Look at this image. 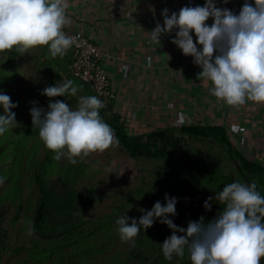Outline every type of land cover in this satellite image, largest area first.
<instances>
[{
  "label": "clouds",
  "instance_id": "clouds-1",
  "mask_svg": "<svg viewBox=\"0 0 264 264\" xmlns=\"http://www.w3.org/2000/svg\"><path fill=\"white\" fill-rule=\"evenodd\" d=\"M227 4L228 0H222ZM67 0H0V52L15 48L24 54L29 49L47 46L51 57H64L75 43L64 28L70 24ZM163 25L150 32L152 43L160 46V37L175 31L173 43L183 55L191 56L199 66V76L210 82L208 91L228 106L238 107L252 101L264 103V0H244L238 14L218 7L216 0H204L203 6H183L170 15L161 12ZM212 19L211 25L206 21ZM195 37V43L194 39ZM199 46V47H198ZM80 86L67 80L42 90V95L76 96ZM30 108L31 123L38 128L44 146L59 160L92 152H103L118 143L114 130L100 116L103 101L95 95H81L76 108L62 100L49 101L47 110ZM17 103L0 91V136L17 126ZM5 181L0 176V185ZM209 197L204 202L211 209ZM224 205L211 220L203 216L179 227L169 216H176V197L165 194L164 204L156 201L151 210L136 218L125 214L116 220L123 242L134 244L141 231L154 221L172 230L161 246L166 260L183 258L190 264H261L264 259V196L257 183L234 181L215 193Z\"/></svg>",
  "mask_w": 264,
  "mask_h": 264
},
{
  "label": "rangeland",
  "instance_id": "rangeland-1",
  "mask_svg": "<svg viewBox=\"0 0 264 264\" xmlns=\"http://www.w3.org/2000/svg\"><path fill=\"white\" fill-rule=\"evenodd\" d=\"M12 50L15 48L0 52V91L4 93H13L19 86L14 84V74L10 72L16 64H12L13 67L9 69V65L4 62L7 57L15 55L10 53ZM28 80L37 83L32 77ZM10 98L17 103V107L12 109L16 114L17 126L0 136V176L5 177L4 183L0 185V199L4 205L0 208L3 244L0 249V264H140L142 258L146 261L144 264H148L147 261L154 259L159 245L172 234V230L157 219L151 227L141 229L132 244L120 240L116 220L124 214L138 220L144 212L151 210L156 201L164 204L165 186L159 180L164 163L151 158L136 162L111 146L103 152L76 157L75 164L70 163L66 155L57 160L40 140L38 128L31 124L30 108L34 106L33 102L15 95ZM42 103L43 101L36 102L35 106L46 111L49 102ZM69 105L76 108L73 104ZM102 116L107 118L103 112ZM35 143L39 144L36 150L33 149ZM196 144L198 145H194V150L197 149L198 152L193 150V144L190 146L195 152L194 156H189L192 163L202 164L206 174L219 178L220 183L215 184V187L231 183V169L222 166L219 159L214 161L212 151L215 154V150L206 144ZM50 169H55L53 178L62 179L67 191L70 188L75 190L71 195L73 204H78L76 214L85 219L91 217L95 222L107 220L105 227L108 229L99 226L92 241L82 243V247L76 248L60 239H44L32 231L31 219L38 192L35 177L37 174L49 173ZM13 183H19L17 192L19 195L23 194L21 202L24 206L16 220L12 219V215L19 195L13 198L8 194ZM209 192L207 194H211ZM102 221L97 223L102 224ZM106 234L110 236L104 237ZM134 246L136 254L133 258H128ZM76 249H82V252L79 253ZM163 257L161 253V258L156 259L157 264H164ZM175 258L177 264L189 261L187 253L181 260Z\"/></svg>",
  "mask_w": 264,
  "mask_h": 264
},
{
  "label": "crops",
  "instance_id": "crops-1",
  "mask_svg": "<svg viewBox=\"0 0 264 264\" xmlns=\"http://www.w3.org/2000/svg\"><path fill=\"white\" fill-rule=\"evenodd\" d=\"M67 2L71 22L65 28L86 36L99 48L100 62L115 92L104 116L117 119L128 134L139 136L197 122L220 125L230 119L242 123V154L263 168L254 178L264 193V103L228 106L210 94V82L192 77L199 76L200 68L171 43L175 31L162 35L160 46L150 40L148 31L157 23L163 25V9L170 15L186 5L203 6L204 0ZM230 2L240 8L244 0H228L227 4L216 0V5L231 10ZM206 23L211 25L212 19ZM229 135L239 145L238 136Z\"/></svg>",
  "mask_w": 264,
  "mask_h": 264
},
{
  "label": "trees",
  "instance_id": "trees-1",
  "mask_svg": "<svg viewBox=\"0 0 264 264\" xmlns=\"http://www.w3.org/2000/svg\"><path fill=\"white\" fill-rule=\"evenodd\" d=\"M10 53L15 55L7 57L4 62L9 65V69L13 67L12 64H16V67L11 69L10 72L14 74V84L17 83L19 86L15 92L10 93L7 91L3 92L4 94L10 97L15 95L32 102L43 101L42 104H46L45 101L63 99V101L65 100L66 103L73 104L75 107L78 104L79 96L86 95V93L94 95L87 82L73 75L71 71L72 56L69 50L62 58L51 57L46 46L29 49L24 54L19 53L16 49L10 51ZM19 62L22 64L19 65ZM68 64L70 67H68ZM29 77H32L37 83L29 82ZM67 80H72L76 85L80 86L76 96L66 95L67 99H64L65 96L49 98L41 94L45 87L55 83H63ZM102 112L100 110V116L111 126L118 140V143L111 146L112 148L119 149L136 162L138 160L143 162L144 159L151 158L164 163L159 180L165 186L163 190L166 194L169 197L177 198L175 207L178 215L172 220L179 227L183 224L187 227L188 221H195L201 216L205 218V221L211 220L224 207L223 204L214 199L215 193L223 187H215V184L220 183L219 178H216L213 174H206V169H204L202 164L195 165L192 163V159L189 158V156H194L195 152H198L197 149L194 150V145H198L196 143L206 144L215 150V154L212 151L215 156L214 161L219 159V163L222 166H227L231 169V182H255L254 176L263 171L259 164L244 157L242 150L231 141L228 130L222 125L197 122L139 136L128 134L123 123L115 118L104 119ZM192 144L194 153L190 149ZM38 145V143H35L33 149L36 150ZM54 171L55 169H50L49 173L37 174L35 177V185L38 192L31 219L32 231L35 235L44 239H60L66 244L75 245L76 248L82 247V243L92 241L99 226L102 225V227L106 228L107 220H97L95 222L91 217L85 219L76 214L78 204H73V195H71L75 193V190L70 188L67 191L65 189L66 184L62 179L53 178ZM11 188L8 194L13 198L17 197L19 195V192H17L19 183H13ZM257 190L264 196L259 184H257ZM207 192L213 195L207 194ZM22 195L20 194L17 197L18 203L14 207L13 220L18 219L22 213V208L24 207L21 202ZM209 197H213L209 201L211 209L206 210L204 202ZM1 207L3 208L4 205L0 199ZM98 221H102V224H98ZM108 236L110 235L106 234L104 237ZM1 237L0 234V249L3 246ZM159 247L154 259L147 261L148 264H157L156 259L161 258L162 250L160 245ZM135 248L134 246L130 251L128 258H133L136 254ZM78 252H82V249ZM163 259L164 264H177L175 257L171 261L166 260L164 257ZM179 259L181 260V258ZM139 262L144 264L146 261L142 258ZM186 263L190 264V261L180 264ZM70 264L81 263L70 262ZM261 264H264V259H262Z\"/></svg>",
  "mask_w": 264,
  "mask_h": 264
},
{
  "label": "built area",
  "instance_id": "built-area-1",
  "mask_svg": "<svg viewBox=\"0 0 264 264\" xmlns=\"http://www.w3.org/2000/svg\"><path fill=\"white\" fill-rule=\"evenodd\" d=\"M229 7L235 13L239 12L240 8L233 2L229 3ZM64 31L67 35L73 37L75 41L73 46L69 49L72 56L71 71L73 75L90 85L93 94L103 101L104 107L101 110L107 111L115 98V92L111 87L106 70L100 62L101 52L99 48L86 36L66 28H64ZM173 55H175L174 51ZM152 63L156 64L155 61H152ZM192 77L200 79V76L196 74L192 75ZM220 125L224 126L229 133L231 132L238 136L237 144L239 145L237 146H240L239 148L242 150V142L245 140L243 136L245 129L242 123L226 119L222 121Z\"/></svg>",
  "mask_w": 264,
  "mask_h": 264
}]
</instances>
